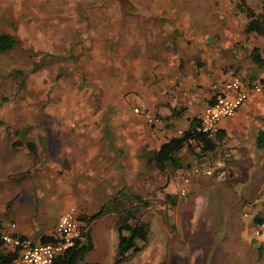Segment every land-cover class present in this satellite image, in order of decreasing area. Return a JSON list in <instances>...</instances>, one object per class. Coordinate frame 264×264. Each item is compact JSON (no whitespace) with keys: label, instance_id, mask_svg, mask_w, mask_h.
I'll return each mask as SVG.
<instances>
[{"label":"rangeland","instance_id":"obj_1","mask_svg":"<svg viewBox=\"0 0 264 264\" xmlns=\"http://www.w3.org/2000/svg\"><path fill=\"white\" fill-rule=\"evenodd\" d=\"M193 1L198 13L220 5ZM250 2L264 7V0ZM85 4L0 0V31L18 39L0 52V221L39 240L61 212L88 215L122 187L144 201L136 216L148 224L145 245L114 262L115 215L105 213L89 223L91 246L76 264H264V223L253 220L264 219V146H249L264 128V106L250 112L255 118L246 127L254 133L236 159L243 165L238 176L222 168L229 159L222 149L197 155L190 146L176 154L179 167L159 171L147 160L155 131L142 118L116 116L112 29L90 24L114 11ZM14 69L22 72L20 88ZM191 165L200 172L184 182ZM206 168L213 172L204 174Z\"/></svg>","mask_w":264,"mask_h":264},{"label":"crops","instance_id":"obj_2","mask_svg":"<svg viewBox=\"0 0 264 264\" xmlns=\"http://www.w3.org/2000/svg\"><path fill=\"white\" fill-rule=\"evenodd\" d=\"M80 1L86 3L85 8L88 5L114 11L110 17L95 18L90 24L112 29L110 62L116 76L109 80L116 91V116L140 119L130 113L131 107L138 105L158 117L146 127L151 135L153 130L156 133L148 155L167 138L180 135L190 123L193 125L197 113L211 99L214 86L236 75L250 88L259 85L263 76V70L251 61L250 51L257 49L262 54L259 50L264 38L262 41L253 32L244 33L246 18L231 5L234 0H216L220 5L203 10L205 13L195 11L193 0ZM245 1L250 5V0ZM250 3L255 12H264V7ZM239 43L244 44L241 49L236 46ZM255 92L250 90L239 110L220 122L221 138L214 149L206 152L228 151L229 159L222 168L233 176L241 172L243 165L236 159H241L254 133L250 126L246 127L255 118L250 112L255 114L264 106ZM249 146L258 147L254 137ZM256 219L257 223H264L262 216L257 215ZM0 222V234L7 230L23 236L30 234L14 221Z\"/></svg>","mask_w":264,"mask_h":264},{"label":"trees","instance_id":"obj_3","mask_svg":"<svg viewBox=\"0 0 264 264\" xmlns=\"http://www.w3.org/2000/svg\"><path fill=\"white\" fill-rule=\"evenodd\" d=\"M235 6L246 18L243 27L244 33L253 32L264 38V12H255L245 0H236ZM17 41L18 39L14 34L8 31H0V52L12 49ZM104 58H106V56ZM250 59L256 66L263 70V76L260 82L264 84V54H260L257 49H252L250 51ZM14 71L20 75L16 84V87L20 88L23 85V77H21L22 72L19 69H14ZM5 99L6 96L0 97V101ZM192 128L193 125L190 123L188 128L182 131L180 135L171 136L160 143L159 146L148 155V163L159 171H164L168 164L171 167H179L180 165L176 154L180 149L190 146L197 151V155L205 154L207 151L214 149L221 138L220 131L213 137H207L204 133L195 131ZM188 139H193L195 145L189 144ZM256 144L258 146L264 144V128L257 132ZM166 196L169 197L168 194ZM170 196V200L172 201L173 197L172 195ZM143 202L142 197L138 193L134 191H129L127 193V191H123L122 187H119L115 189L113 194L104 203L90 214L77 215L86 225V228L82 231V240L84 239V243L82 240H76L74 246L65 250L55 258L54 264H75V262L81 261L84 257V251L91 246L88 225L91 221L105 213H113L115 215L117 256L114 262H120L127 258L129 254L141 250L147 241L148 224L146 221L137 217L136 212L139 204ZM253 220L259 222L256 216L253 217ZM1 228L2 225L0 224V229ZM50 238L51 235L42 234L39 240ZM138 241H140L141 244H138ZM14 256V249L2 246L0 234V264H10Z\"/></svg>","mask_w":264,"mask_h":264},{"label":"built area","instance_id":"obj_4","mask_svg":"<svg viewBox=\"0 0 264 264\" xmlns=\"http://www.w3.org/2000/svg\"><path fill=\"white\" fill-rule=\"evenodd\" d=\"M259 89V85L253 84L249 88L238 76L231 75L218 86L213 87L212 97L197 113L192 129L204 133L207 137H213L219 130L221 120L231 116L242 105L250 90L258 91ZM131 110L148 125H153L157 120V117L148 109L133 105ZM188 142L195 145L193 139H188ZM228 155L229 152L226 151L224 156ZM198 172L200 168L197 165H191L188 173L184 174L183 181H188L190 175ZM203 172L208 175L213 171L206 168ZM85 228V222L79 219L70 208L61 212L57 218L50 239L33 240L7 230L1 233V240L3 245L15 250V256L10 264H54L58 255L74 246L76 240H82V231ZM255 232L258 231L255 230Z\"/></svg>","mask_w":264,"mask_h":264}]
</instances>
